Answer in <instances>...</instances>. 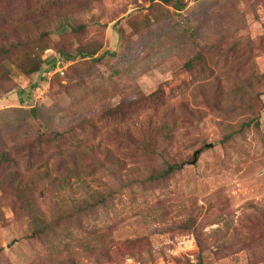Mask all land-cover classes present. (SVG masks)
<instances>
[{"label":"rangeland","instance_id":"1","mask_svg":"<svg viewBox=\"0 0 264 264\" xmlns=\"http://www.w3.org/2000/svg\"><path fill=\"white\" fill-rule=\"evenodd\" d=\"M175 1L181 10L171 7ZM9 4H0V31L24 19L38 24L41 71L23 75L19 53L4 63L3 122L13 119L11 110L37 107L41 119L26 128L31 134L65 132L76 151L89 155L79 168L110 161L123 178L158 168L166 159L160 147L173 133L167 150L181 170L162 188H120L108 209L81 226L56 229L58 241L35 237L28 198L51 219L52 204L117 188L113 178L77 170L65 191L46 189L32 175L19 185L20 195L0 189V264H264V0ZM65 23L86 27L73 35L60 30ZM80 44L99 48L98 61L60 60L58 50L70 53ZM240 90L249 93L260 125L223 142L245 119L244 108L228 110L232 100L246 106L236 97ZM150 136L154 155L143 143Z\"/></svg>","mask_w":264,"mask_h":264},{"label":"trees","instance_id":"2","mask_svg":"<svg viewBox=\"0 0 264 264\" xmlns=\"http://www.w3.org/2000/svg\"><path fill=\"white\" fill-rule=\"evenodd\" d=\"M14 0H0V4H8ZM150 3L154 4L155 0H149ZM164 4L171 5L172 0H159ZM64 6L65 3L61 2ZM66 5L65 9H68ZM176 11L182 9V5L178 2H174L171 6ZM8 24V23H6ZM5 24V25H6ZM86 27L85 23H78L76 28L73 29L69 23H65L60 27L69 28L73 35H79ZM38 24L27 26V20H21L20 22H10L6 28L0 31V70H4L5 62L12 59L17 55L21 54V57L17 59L18 69L23 75H32L41 71V65L39 62V55L37 49L38 44H41L42 38L36 37L35 32L38 29ZM75 37V36H74ZM35 41V42H34ZM99 48L90 49L84 44H80L73 52L67 53L62 50H58L60 60L65 62H78L80 60L90 59L93 63L98 61L93 57L97 55ZM107 53V52H106ZM78 59V60H77ZM195 60H189L184 64L186 70L193 68ZM42 80V79H41ZM8 83V77L5 72L0 73V91L6 93L8 90L5 89V85ZM35 87V85L33 86ZM236 97L245 104L237 105V102L231 101L228 104V110L230 113H235L244 108V113L240 115L244 117L240 124L237 126L236 131H232L223 138V142L232 141L237 136H242L245 131L256 130L259 128V119L254 116V106L248 105L247 101L250 99L249 93L243 91L235 92ZM22 101V100H21ZM221 104V102H220ZM219 112L223 115L225 112L221 111V106L218 107ZM13 119L11 121L3 122L2 113H0V179L5 178L1 181L0 189L11 187L13 191L19 195L22 192L19 185L31 175L37 178L39 183H44L46 189H53L56 192L63 190L65 191L70 186L71 179H78L80 170L86 177H93L96 175L97 170H101L106 175L113 178L118 186L117 188L108 187L102 191L95 190L88 193L84 200L77 202H68L62 205L52 204L51 208V219H47L46 213L42 211V208L38 204L36 199H29L26 210L32 213L31 225L34 231L35 237L40 238H51L52 241H58V233L56 229L64 230L72 224L82 225L84 220L89 219L91 216L97 214V212L108 209L111 205V199L114 194L120 188L131 189L134 185L140 186L143 189H149L152 187L162 188L165 183L175 174L180 172L181 166L174 158L168 153L167 147L173 141V133H168L163 142H166L164 147L161 148V153L166 156V159L162 160L158 168H149L147 174L142 178L136 177L133 174L126 175L125 178L121 175H117L113 170V164L107 161L106 164L95 166L94 169H90L89 166L85 168V171L78 166L83 161V156L89 158V155L78 152L74 149L75 146L69 144L65 137V132H44L45 134L37 131L35 134H31L26 128H32V124L35 120L41 119L40 111L37 107L30 108L25 111L22 109L11 110ZM163 125V124H162ZM11 128V130H9ZM164 130H168V124L161 127ZM7 131V133H6ZM30 132V133H29ZM18 140L19 144L13 146V141ZM74 138H71V142ZM155 138L148 137L144 139L145 152L149 155H154L155 151L152 145H155ZM162 142V141H161ZM57 143V144H56ZM52 144H56L57 147H51ZM167 145V146H166ZM98 148H96V152ZM91 155V154H90ZM38 176V177H37ZM14 183L18 185L15 187ZM35 185V184H33ZM32 185V186H33ZM66 207V209H65ZM59 217V219L57 218ZM51 221H53L51 223ZM55 222V223H54ZM57 243V242H56Z\"/></svg>","mask_w":264,"mask_h":264},{"label":"water","instance_id":"3","mask_svg":"<svg viewBox=\"0 0 264 264\" xmlns=\"http://www.w3.org/2000/svg\"><path fill=\"white\" fill-rule=\"evenodd\" d=\"M197 153H199V152H196V154H197ZM196 154H195V155H196ZM194 161H195V156H194V160H193V162H194Z\"/></svg>","mask_w":264,"mask_h":264}]
</instances>
